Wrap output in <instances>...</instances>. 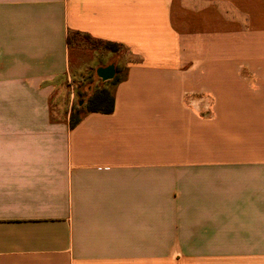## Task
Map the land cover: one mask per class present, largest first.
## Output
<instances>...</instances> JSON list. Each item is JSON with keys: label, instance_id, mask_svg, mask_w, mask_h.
Listing matches in <instances>:
<instances>
[{"label": "crops", "instance_id": "1", "mask_svg": "<svg viewBox=\"0 0 264 264\" xmlns=\"http://www.w3.org/2000/svg\"><path fill=\"white\" fill-rule=\"evenodd\" d=\"M0 264H264V0H0Z\"/></svg>", "mask_w": 264, "mask_h": 264}, {"label": "rangeland", "instance_id": "2", "mask_svg": "<svg viewBox=\"0 0 264 264\" xmlns=\"http://www.w3.org/2000/svg\"><path fill=\"white\" fill-rule=\"evenodd\" d=\"M78 48L86 49V48H95L98 50H102L105 53V49H103L102 44L93 43L91 41L86 42V40H81L80 44L78 45ZM107 51V50H106ZM120 59V64H116V58L113 57L112 59L107 60L106 63H114L115 69L117 71L116 78L122 76L124 71V64L130 59V56L128 52L124 48H117L115 51ZM103 53V54H104ZM102 54V53H101ZM99 54V58L102 57V55ZM108 57V54H105ZM76 55H71L70 60V81L68 83L67 92L64 97H68V94L70 93V86L72 85L73 91H74V99H73V107L74 109H77V116L81 114L82 112H85L89 107L88 102V88H95L97 86L101 85V80L99 79L96 71V64L95 60H86L83 58L77 59L75 58ZM100 61V60H98ZM113 82V81H112ZM112 82L110 84H106V90L111 91ZM103 89V88H102ZM67 95V96H66ZM62 96V95H61ZM78 107V108H77Z\"/></svg>", "mask_w": 264, "mask_h": 264}, {"label": "trees", "instance_id": "3", "mask_svg": "<svg viewBox=\"0 0 264 264\" xmlns=\"http://www.w3.org/2000/svg\"><path fill=\"white\" fill-rule=\"evenodd\" d=\"M103 49L115 52L119 45L113 42H103ZM89 107L86 111H97L101 113H110L113 110V95L111 91L106 89H99L96 90L92 95L88 98ZM85 111V112H86ZM80 118L77 116V109H75L74 113L71 114V125L73 126L76 124L77 120Z\"/></svg>", "mask_w": 264, "mask_h": 264}]
</instances>
